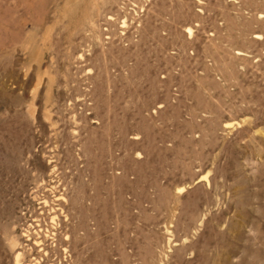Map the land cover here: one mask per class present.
<instances>
[{"label": "rangeland", "instance_id": "obj_1", "mask_svg": "<svg viewBox=\"0 0 264 264\" xmlns=\"http://www.w3.org/2000/svg\"><path fill=\"white\" fill-rule=\"evenodd\" d=\"M0 264H264V0H0Z\"/></svg>", "mask_w": 264, "mask_h": 264}, {"label": "bare ground", "instance_id": "obj_2", "mask_svg": "<svg viewBox=\"0 0 264 264\" xmlns=\"http://www.w3.org/2000/svg\"><path fill=\"white\" fill-rule=\"evenodd\" d=\"M39 230V229H38ZM39 242H37V244H38Z\"/></svg>", "mask_w": 264, "mask_h": 264}]
</instances>
